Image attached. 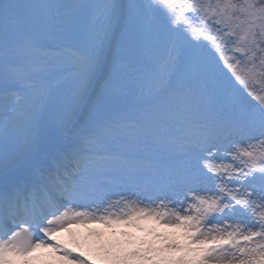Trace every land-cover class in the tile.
<instances>
[{"label": "snow or ice", "instance_id": "6c2138e0", "mask_svg": "<svg viewBox=\"0 0 264 264\" xmlns=\"http://www.w3.org/2000/svg\"><path fill=\"white\" fill-rule=\"evenodd\" d=\"M143 223L108 264H264V0H0V264Z\"/></svg>", "mask_w": 264, "mask_h": 264}, {"label": "rangeland", "instance_id": "374dc122", "mask_svg": "<svg viewBox=\"0 0 264 264\" xmlns=\"http://www.w3.org/2000/svg\"><path fill=\"white\" fill-rule=\"evenodd\" d=\"M92 229L84 228L86 225L73 226L68 230L69 236L63 238L62 243L69 248L74 249V254H83V258L88 260L90 264H108V261L101 255L99 247L103 244L106 247L129 250L138 247L141 244L149 243L153 240L152 231L145 232L138 230V233L132 231H117L110 233L108 227L102 224H89ZM97 225L98 230L93 229ZM155 227V226H153ZM155 231L171 235L175 230L154 228ZM178 235V233H177ZM52 264H61V262L54 258L51 260Z\"/></svg>", "mask_w": 264, "mask_h": 264}, {"label": "bare ground", "instance_id": "6f19581e", "mask_svg": "<svg viewBox=\"0 0 264 264\" xmlns=\"http://www.w3.org/2000/svg\"><path fill=\"white\" fill-rule=\"evenodd\" d=\"M146 230L150 231V228L149 227H146ZM66 233H68L66 231ZM63 235H59V238H61ZM67 238V234L65 236ZM37 253L40 255V256H43V255H47V254H50V252H48L47 250H38Z\"/></svg>", "mask_w": 264, "mask_h": 264}]
</instances>
